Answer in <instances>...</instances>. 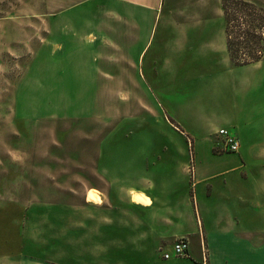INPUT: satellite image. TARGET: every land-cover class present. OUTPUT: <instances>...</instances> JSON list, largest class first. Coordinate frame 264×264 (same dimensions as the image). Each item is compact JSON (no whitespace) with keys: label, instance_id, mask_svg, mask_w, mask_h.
<instances>
[{"label":"rangeland","instance_id":"374dc122","mask_svg":"<svg viewBox=\"0 0 264 264\" xmlns=\"http://www.w3.org/2000/svg\"><path fill=\"white\" fill-rule=\"evenodd\" d=\"M112 2L0 0V264H16L24 239L38 245L43 238L56 239L59 203H79L80 196L72 191L103 185V175L116 173L110 160L122 158L124 144L144 152L158 146V133L166 138L170 133L180 144L191 178L197 154L206 162L212 157L241 161L245 166L233 168L226 177L231 190L248 191L238 181L243 178L264 192L262 96L255 93L254 100L243 104L236 99L251 121L246 133L230 130L242 142L236 154L217 150L219 140L212 131L219 123L200 125L197 112L192 111L193 118L187 114L192 93L187 98L176 94L171 105L193 140L171 133L158 111V87H146L140 75L153 13L124 7L122 0ZM244 2L264 9V0ZM179 11L173 10L176 18ZM145 58L142 64L152 79L158 56ZM259 62H264V50ZM214 92L208 87L202 96H213L221 113L225 100L219 101ZM202 132L210 133L209 145ZM229 191L215 183L212 197Z\"/></svg>","mask_w":264,"mask_h":264},{"label":"crops","instance_id":"0c3cea01","mask_svg":"<svg viewBox=\"0 0 264 264\" xmlns=\"http://www.w3.org/2000/svg\"><path fill=\"white\" fill-rule=\"evenodd\" d=\"M122 1L124 7L139 6L153 13L140 75L146 87H158V111L166 128L188 140L186 124L171 103L178 93L185 98L192 93L194 100L186 111L191 117L192 111L197 112L200 125L219 123L212 131L215 135L232 127L246 133L251 121L236 99L249 103L259 93L264 101V62L231 65L221 0ZM174 8H180L177 18ZM149 54L158 56L152 79L142 64ZM245 70L256 73L243 75ZM208 87L219 101L224 98L221 113L213 96H202ZM202 134L203 142L211 143L210 133ZM173 139L170 133L167 138L158 133V146L144 152L140 146L124 144L122 158L110 160L116 173L103 175V185H93L84 193L72 191L80 201L59 203L58 237L43 238L41 245L24 239L16 264H264V192L257 183L241 178L238 181L249 189L234 193L226 179L233 168L245 165L213 157L206 162L197 154L191 178L187 155H180V144ZM201 147L197 145L198 150ZM201 150L205 151L204 145ZM215 183L228 186L230 193L214 199ZM92 192L98 203L87 201ZM134 195L145 202L135 203ZM182 238L188 243L187 257L163 260V254L171 253L172 244Z\"/></svg>","mask_w":264,"mask_h":264},{"label":"trees","instance_id":"16d2710c","mask_svg":"<svg viewBox=\"0 0 264 264\" xmlns=\"http://www.w3.org/2000/svg\"><path fill=\"white\" fill-rule=\"evenodd\" d=\"M226 52L233 66L258 63L264 50V9L244 1L222 0Z\"/></svg>","mask_w":264,"mask_h":264},{"label":"built area","instance_id":"2783aa9c","mask_svg":"<svg viewBox=\"0 0 264 264\" xmlns=\"http://www.w3.org/2000/svg\"><path fill=\"white\" fill-rule=\"evenodd\" d=\"M231 128L220 129L216 133V137L220 140V151L223 153L236 154L240 151V141L236 135L230 132ZM171 253H164L163 260H169L171 257L184 258L187 257L188 243L182 238L174 242L171 248Z\"/></svg>","mask_w":264,"mask_h":264},{"label":"bare ground","instance_id":"6f19581e","mask_svg":"<svg viewBox=\"0 0 264 264\" xmlns=\"http://www.w3.org/2000/svg\"><path fill=\"white\" fill-rule=\"evenodd\" d=\"M88 200H89L90 203H98L99 202V197L96 196L93 193H90L89 197H88ZM134 202L139 204V203H144L145 200L143 198H141L140 196H138V195H134Z\"/></svg>","mask_w":264,"mask_h":264}]
</instances>
